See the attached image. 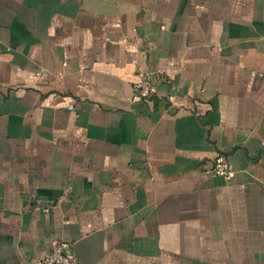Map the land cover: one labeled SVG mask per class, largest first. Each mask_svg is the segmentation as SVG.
Returning <instances> with one entry per match:
<instances>
[{"label": "crops", "instance_id": "obj_1", "mask_svg": "<svg viewBox=\"0 0 264 264\" xmlns=\"http://www.w3.org/2000/svg\"><path fill=\"white\" fill-rule=\"evenodd\" d=\"M60 241L264 264V0H0V264Z\"/></svg>", "mask_w": 264, "mask_h": 264}, {"label": "built area", "instance_id": "obj_2", "mask_svg": "<svg viewBox=\"0 0 264 264\" xmlns=\"http://www.w3.org/2000/svg\"><path fill=\"white\" fill-rule=\"evenodd\" d=\"M155 80L156 73L151 71L142 73L139 80L135 83V91L138 97L145 100L151 99L157 90ZM213 172L216 175L231 178L234 174V168L231 162L220 157L215 163ZM68 248V244L64 242H56L47 257L36 260L31 264H78L77 259L69 252Z\"/></svg>", "mask_w": 264, "mask_h": 264}]
</instances>
